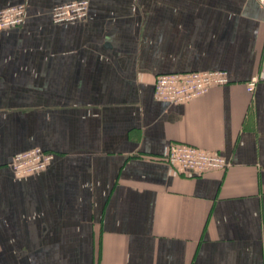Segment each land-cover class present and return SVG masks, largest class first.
Masks as SVG:
<instances>
[{
  "label": "crops",
  "instance_id": "crops-1",
  "mask_svg": "<svg viewBox=\"0 0 264 264\" xmlns=\"http://www.w3.org/2000/svg\"><path fill=\"white\" fill-rule=\"evenodd\" d=\"M0 31V264H264V7L258 0H90L86 19L53 8ZM227 70L184 104L157 76ZM260 76L254 92L248 80ZM185 143L225 169L165 160ZM34 147L46 170L17 178Z\"/></svg>",
  "mask_w": 264,
  "mask_h": 264
},
{
  "label": "built area",
  "instance_id": "built-area-1",
  "mask_svg": "<svg viewBox=\"0 0 264 264\" xmlns=\"http://www.w3.org/2000/svg\"><path fill=\"white\" fill-rule=\"evenodd\" d=\"M264 7V0H258ZM90 0H77L59 4L53 8L52 20L55 24H67L84 20L89 15ZM25 4H17L0 9V31L21 26L27 17ZM260 81L258 74L247 82L249 92H254ZM231 82L227 70L184 71L161 73L154 85L155 97L171 104H184L207 94L211 89ZM55 159L53 152L42 147H34L17 153L10 162V168L17 178L42 172ZM165 160L185 173L203 174L210 170L225 169L230 161L223 155L185 144H171Z\"/></svg>",
  "mask_w": 264,
  "mask_h": 264
}]
</instances>
